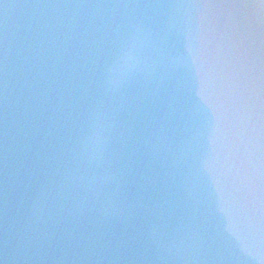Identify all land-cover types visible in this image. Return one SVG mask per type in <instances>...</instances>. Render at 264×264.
<instances>
[{
    "label": "water",
    "instance_id": "water-1",
    "mask_svg": "<svg viewBox=\"0 0 264 264\" xmlns=\"http://www.w3.org/2000/svg\"><path fill=\"white\" fill-rule=\"evenodd\" d=\"M0 264H264V0H0Z\"/></svg>",
    "mask_w": 264,
    "mask_h": 264
}]
</instances>
